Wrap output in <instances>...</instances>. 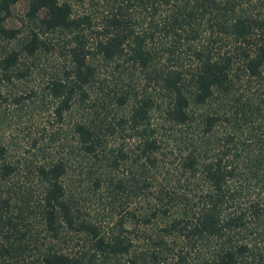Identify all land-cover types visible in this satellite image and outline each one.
<instances>
[{"label": "trees", "instance_id": "trees-1", "mask_svg": "<svg viewBox=\"0 0 264 264\" xmlns=\"http://www.w3.org/2000/svg\"><path fill=\"white\" fill-rule=\"evenodd\" d=\"M16 1L0 85L38 78L11 99L46 102L67 147L20 184L0 140V264H264V98L243 91L264 86V0H25L21 35ZM70 155L111 219L71 193Z\"/></svg>", "mask_w": 264, "mask_h": 264}, {"label": "rangeland", "instance_id": "rangeland-1", "mask_svg": "<svg viewBox=\"0 0 264 264\" xmlns=\"http://www.w3.org/2000/svg\"><path fill=\"white\" fill-rule=\"evenodd\" d=\"M25 9V0H18L12 3L10 14L6 16L4 21L7 26L17 27L19 35L24 34L28 26L32 24L24 17ZM42 14L43 11H40L38 15L42 16ZM34 21L36 22L37 20ZM57 40H61V38L56 37L55 41ZM62 62L63 56L56 49L51 53L42 54L40 58L42 68H58ZM34 77L31 80H16L7 85H0V90L6 94L7 98L0 100V140L7 144L10 154L21 162L19 172L20 184H23V182L29 183L32 180L31 173H29L30 166L44 162L52 156L64 154L67 147V145L65 146L62 134L68 129V122H55L46 102H41L39 99L31 102L29 99H25L23 103L17 104L11 99L13 94L18 92L24 94L31 86H35L38 78ZM245 84H239L240 88H243ZM243 91L248 92L250 95L258 96L260 94V99L264 98V86L257 84L255 81H251L246 85ZM262 102H264V99ZM77 115L78 111L73 109L71 116L75 117ZM261 124H264V121ZM250 128L253 130L256 127L249 124L248 129ZM53 131H58L59 134V137L55 140L49 139ZM35 138L36 141H34ZM168 145L169 149L172 150L168 151V156H166V167L161 172H157L159 177L164 171L174 169V165L170 161L174 159V156L176 157L178 148L181 147L171 139ZM70 157L72 160L66 180L68 181L71 193H75L79 198L82 210L92 216H97V218L104 220L111 219V216L113 217L116 214L118 206L113 205V207L109 208L107 201H105L107 199L104 198L102 187L95 189L91 184V177L85 173V167L79 164L78 159H74L71 155ZM118 174L121 175V172L119 171ZM139 200L135 198L129 206H134L136 203L138 205L142 204L143 202Z\"/></svg>", "mask_w": 264, "mask_h": 264}]
</instances>
